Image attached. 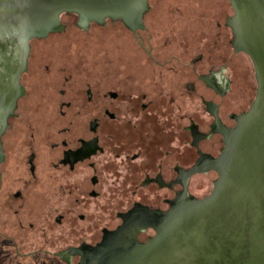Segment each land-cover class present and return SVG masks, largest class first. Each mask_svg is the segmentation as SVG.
<instances>
[{"label":"flooded vegetation","instance_id":"obj_1","mask_svg":"<svg viewBox=\"0 0 264 264\" xmlns=\"http://www.w3.org/2000/svg\"><path fill=\"white\" fill-rule=\"evenodd\" d=\"M73 15L30 41L24 95L1 137L0 264H80L81 254L62 253L98 246L133 209L163 215L185 192L208 197L219 173L187 172L222 153L224 131L256 97L229 0H149L136 31L109 18L82 30ZM71 28L108 33L109 63L93 80L36 62ZM156 234L147 226L138 241Z\"/></svg>","mask_w":264,"mask_h":264},{"label":"water","instance_id":"obj_2","mask_svg":"<svg viewBox=\"0 0 264 264\" xmlns=\"http://www.w3.org/2000/svg\"><path fill=\"white\" fill-rule=\"evenodd\" d=\"M229 1L233 46L251 58L257 90L237 126L224 131L222 153L201 158L187 172L217 171L213 192L204 199L185 192L163 215L135 208L98 246L62 255L81 254L80 264H264V0ZM148 8L149 0H0V148L8 119L24 95L20 80L31 40L65 30L61 16L67 23L75 15L64 13L76 14L82 30L109 18L136 31L143 28ZM147 226L157 234L141 244L138 234Z\"/></svg>","mask_w":264,"mask_h":264},{"label":"rangeland","instance_id":"obj_3","mask_svg":"<svg viewBox=\"0 0 264 264\" xmlns=\"http://www.w3.org/2000/svg\"><path fill=\"white\" fill-rule=\"evenodd\" d=\"M211 1L197 0L199 4L206 6ZM104 31L92 28L88 33L74 30L64 35H55L47 42L48 48H43L47 50L37 56L36 62L53 65L54 68L66 67V75H72V80L78 82L93 80L97 66L109 63V60H105L109 56L105 58V55L110 52V40L108 33L107 36L103 35ZM106 31L109 32L108 29ZM121 61L124 63V58ZM43 79L45 80L44 74Z\"/></svg>","mask_w":264,"mask_h":264},{"label":"trees","instance_id":"obj_4","mask_svg":"<svg viewBox=\"0 0 264 264\" xmlns=\"http://www.w3.org/2000/svg\"><path fill=\"white\" fill-rule=\"evenodd\" d=\"M73 15V14H72Z\"/></svg>","mask_w":264,"mask_h":264}]
</instances>
